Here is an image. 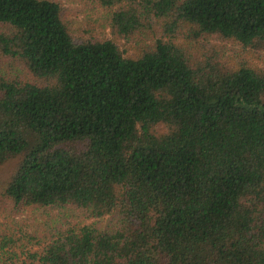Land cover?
<instances>
[{"label": "trees", "instance_id": "obj_1", "mask_svg": "<svg viewBox=\"0 0 264 264\" xmlns=\"http://www.w3.org/2000/svg\"><path fill=\"white\" fill-rule=\"evenodd\" d=\"M91 1L122 39L162 33L123 56L55 0H0V207L92 219L0 222V264H264V0ZM186 33L263 63L191 56Z\"/></svg>", "mask_w": 264, "mask_h": 264}, {"label": "rangeland", "instance_id": "obj_2", "mask_svg": "<svg viewBox=\"0 0 264 264\" xmlns=\"http://www.w3.org/2000/svg\"><path fill=\"white\" fill-rule=\"evenodd\" d=\"M60 6V16L69 32L77 40H102L112 39L118 46L123 56H138L146 47L151 44L152 39L161 35V29L155 27L153 30L143 28L139 33L136 32L128 39L120 38L109 26L111 9L98 5L91 0H55ZM8 28L0 25V33H7ZM183 46L191 56L199 53L208 55L216 46L222 47L217 50L220 60H225L231 64H249L260 67L263 63L261 54L253 51H240L239 49H227L228 44L211 37H202L193 39L190 33L183 34ZM190 41L189 44L184 42ZM263 55V54H262ZM8 57L0 54V62L6 64ZM15 61V60H14ZM12 61V62H14ZM10 63V62H9ZM15 65L19 66L17 62ZM15 72V70L13 71ZM14 162L5 164L0 169V179H6L8 173L12 170ZM4 206V207H3ZM92 219H86L80 212H72L68 209H47V208H26L21 209L16 215L8 212L7 206L0 207V222L13 228H20L24 232L36 230L37 233H47L54 228L79 225L81 223L91 222Z\"/></svg>", "mask_w": 264, "mask_h": 264}]
</instances>
